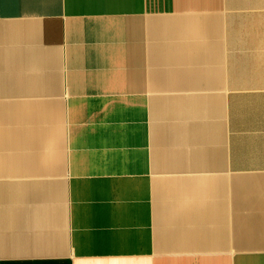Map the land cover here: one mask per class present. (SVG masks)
<instances>
[{"label":"crops","instance_id":"crops-1","mask_svg":"<svg viewBox=\"0 0 264 264\" xmlns=\"http://www.w3.org/2000/svg\"><path fill=\"white\" fill-rule=\"evenodd\" d=\"M0 264H264V0H0Z\"/></svg>","mask_w":264,"mask_h":264}]
</instances>
